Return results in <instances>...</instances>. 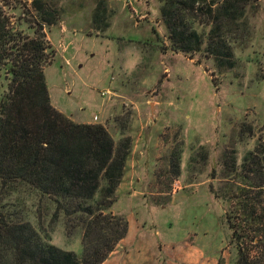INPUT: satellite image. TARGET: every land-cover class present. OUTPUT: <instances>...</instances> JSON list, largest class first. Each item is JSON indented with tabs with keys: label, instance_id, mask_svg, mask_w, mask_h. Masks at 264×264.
<instances>
[{
	"label": "rangeland",
	"instance_id": "obj_1",
	"mask_svg": "<svg viewBox=\"0 0 264 264\" xmlns=\"http://www.w3.org/2000/svg\"><path fill=\"white\" fill-rule=\"evenodd\" d=\"M36 1L56 17L44 30L56 50L45 67L52 105L76 123L104 125L116 143L130 139L124 176L142 172L146 197L139 200L156 209L144 231L132 218L131 235L103 264H140L139 257L143 264H239L228 197L264 208V0L250 2L245 27L234 26L228 44L235 64L223 70L206 44L193 55L172 51L157 0L138 2L143 20L123 0H0L14 33L35 36ZM194 27L204 36L209 30ZM7 77L2 70L0 102ZM120 197L116 192L110 212L127 220ZM0 212L82 256L81 225L37 194L0 188ZM236 221L253 239L245 215ZM140 231L146 244L132 253L125 245Z\"/></svg>",
	"mask_w": 264,
	"mask_h": 264
},
{
	"label": "trees",
	"instance_id": "obj_2",
	"mask_svg": "<svg viewBox=\"0 0 264 264\" xmlns=\"http://www.w3.org/2000/svg\"><path fill=\"white\" fill-rule=\"evenodd\" d=\"M157 1L173 52L193 55L206 44L218 69L234 67L228 42L234 26L247 25L252 0ZM34 6L39 15L34 37L14 33L0 7V72L9 80L0 102V188L37 194L75 218L83 231L82 256L51 244L30 222L0 212V264H103L129 229L128 221L110 210L125 175L130 139L116 143L104 125L76 123L52 105L45 67L56 50L44 30L56 17L39 1ZM195 24L209 27L205 36ZM231 197L236 214L226 216L239 264H264V208L245 196ZM238 215H245L253 239Z\"/></svg>",
	"mask_w": 264,
	"mask_h": 264
},
{
	"label": "crops",
	"instance_id": "obj_3",
	"mask_svg": "<svg viewBox=\"0 0 264 264\" xmlns=\"http://www.w3.org/2000/svg\"><path fill=\"white\" fill-rule=\"evenodd\" d=\"M142 159L141 160L138 159L137 163L138 164L140 163V165H142L141 164V163H143ZM144 180L145 179L143 178L142 172L138 173L137 170H134V172L132 174H129L126 177L124 176L123 181H122V183L120 184V186L118 187V190H117L118 197H119V194H121L120 202L122 201L123 202V206H125L126 208L129 209L128 212L126 213L127 221L129 223V232H128V235L126 237L131 235L132 230H133V227H132L133 220H132V218L135 219L134 222L136 223V226H137V222L141 221L139 227L135 226L137 229H141L142 228L141 225L144 226V224H146L145 227L143 228V231H144V229L149 225V221L153 220L152 214L156 213V209L155 208H150V207L144 206L145 203H142V201L139 200V199L142 200L143 198L146 197V193L143 192V190L139 189V187H138L139 184L140 185L147 184V183L144 182ZM134 183H137L135 188H133V184ZM129 190L132 191L133 193H132V195L128 196V198H127V193H128ZM143 231H140V233L138 234L139 235V239L142 237V235H143L142 232ZM136 235H137V233L134 235L132 240L129 243H126V245H125L127 248H133L132 249V253H139L142 249H144V247L141 244V242L145 243L143 238H141V240H139V239L136 240L137 239L135 237ZM126 241H127V238H126ZM159 250H160V252L162 254H164V255L166 254V252L163 251V248L159 249ZM132 253H129V250H127L125 252V257L130 256ZM144 261H145V257L137 258V262L140 263V264H143ZM156 262H155V264H156Z\"/></svg>",
	"mask_w": 264,
	"mask_h": 264
},
{
	"label": "built area",
	"instance_id": "obj_4",
	"mask_svg": "<svg viewBox=\"0 0 264 264\" xmlns=\"http://www.w3.org/2000/svg\"><path fill=\"white\" fill-rule=\"evenodd\" d=\"M140 1L141 0H123L125 7H127L130 10L131 16L135 20H143L145 18L143 14L139 11V8L137 6L138 2ZM95 119L97 120L98 117L96 116Z\"/></svg>",
	"mask_w": 264,
	"mask_h": 264
}]
</instances>
